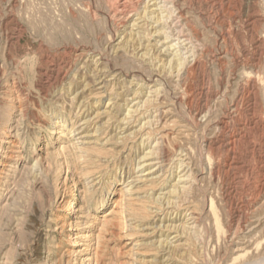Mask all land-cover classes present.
Segmentation results:
<instances>
[{
	"label": "rangeland",
	"instance_id": "rangeland-1",
	"mask_svg": "<svg viewBox=\"0 0 264 264\" xmlns=\"http://www.w3.org/2000/svg\"><path fill=\"white\" fill-rule=\"evenodd\" d=\"M0 264H264V0H0Z\"/></svg>",
	"mask_w": 264,
	"mask_h": 264
},
{
	"label": "bare ground",
	"instance_id": "bare-ground-1",
	"mask_svg": "<svg viewBox=\"0 0 264 264\" xmlns=\"http://www.w3.org/2000/svg\"><path fill=\"white\" fill-rule=\"evenodd\" d=\"M167 1V0H166ZM176 1V0H175ZM176 26V25H175ZM185 34V33H184ZM106 200V199H105ZM125 208V212H124V215L125 216H128V214H131L132 212L129 210L128 207H124Z\"/></svg>",
	"mask_w": 264,
	"mask_h": 264
}]
</instances>
